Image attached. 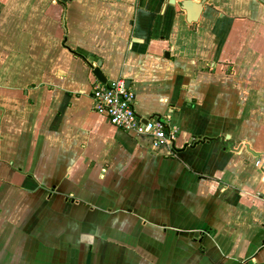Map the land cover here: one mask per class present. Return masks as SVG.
<instances>
[{"label":"crops","instance_id":"1","mask_svg":"<svg viewBox=\"0 0 264 264\" xmlns=\"http://www.w3.org/2000/svg\"><path fill=\"white\" fill-rule=\"evenodd\" d=\"M180 1L0 0V264H264V0ZM97 68L174 150L94 111Z\"/></svg>","mask_w":264,"mask_h":264},{"label":"built area","instance_id":"2","mask_svg":"<svg viewBox=\"0 0 264 264\" xmlns=\"http://www.w3.org/2000/svg\"><path fill=\"white\" fill-rule=\"evenodd\" d=\"M91 98L96 113L106 116L112 125L128 133L150 139L152 151L162 147L174 150L178 129L161 116H140L136 108V94L126 79L103 83L96 78Z\"/></svg>","mask_w":264,"mask_h":264},{"label":"water","instance_id":"3","mask_svg":"<svg viewBox=\"0 0 264 264\" xmlns=\"http://www.w3.org/2000/svg\"><path fill=\"white\" fill-rule=\"evenodd\" d=\"M180 0H169V3L172 5L177 4ZM208 0H203L201 3H196L192 0H181L180 4L183 10L187 13V20L190 24L197 23L200 17L203 14L204 4ZM263 1V0H262ZM169 56V54H166ZM94 75L97 79H99L103 83H107V78L103 75L99 68L94 70ZM128 86H130L131 82L127 81Z\"/></svg>","mask_w":264,"mask_h":264}]
</instances>
